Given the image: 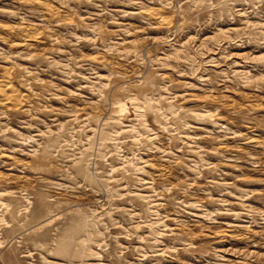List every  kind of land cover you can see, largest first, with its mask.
Masks as SVG:
<instances>
[{"label":"rangeland","instance_id":"rangeland-1","mask_svg":"<svg viewBox=\"0 0 264 264\" xmlns=\"http://www.w3.org/2000/svg\"><path fill=\"white\" fill-rule=\"evenodd\" d=\"M4 76L0 264H264V0H0Z\"/></svg>","mask_w":264,"mask_h":264},{"label":"bare ground","instance_id":"bare-ground-1","mask_svg":"<svg viewBox=\"0 0 264 264\" xmlns=\"http://www.w3.org/2000/svg\"><path fill=\"white\" fill-rule=\"evenodd\" d=\"M23 26H21L22 28ZM24 29V28H23ZM24 31V30H23ZM25 31H27L25 29ZM28 33V32H27ZM30 35V34H29ZM6 76L4 77H1L0 79V91L2 92L3 96L5 97V99H16L17 97V94L16 92L14 93L15 89H14V86L12 84H10V82L8 83V80L7 78H5ZM3 98V97H2ZM1 98V99H2ZM0 99V101H1ZM4 99V100H5ZM6 103H7V100H6ZM5 103V104H6Z\"/></svg>","mask_w":264,"mask_h":264}]
</instances>
